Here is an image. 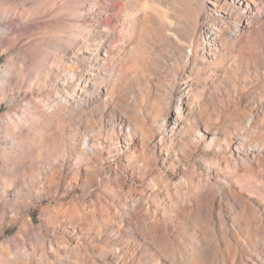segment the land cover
Returning <instances> with one entry per match:
<instances>
[{
    "label": "rangeland",
    "instance_id": "rangeland-1",
    "mask_svg": "<svg viewBox=\"0 0 264 264\" xmlns=\"http://www.w3.org/2000/svg\"><path fill=\"white\" fill-rule=\"evenodd\" d=\"M209 1L0 0V264H264V32Z\"/></svg>",
    "mask_w": 264,
    "mask_h": 264
},
{
    "label": "bare ground",
    "instance_id": "bare-ground-1",
    "mask_svg": "<svg viewBox=\"0 0 264 264\" xmlns=\"http://www.w3.org/2000/svg\"><path fill=\"white\" fill-rule=\"evenodd\" d=\"M209 4L212 20L206 25L204 34L212 44L210 46L221 43L225 38H230L235 41L236 45L238 44L237 46L243 42L246 45H253L256 50L258 49L253 38L261 29L264 32V22H261L263 16L260 12L264 11V0H211ZM257 58L264 65V47L263 52ZM262 223L264 224V220ZM259 240L264 244L261 234ZM205 241L206 239H202L195 243L191 253L186 256L185 264H193L196 255L201 257L204 263L212 264V258L217 249ZM247 247L252 253L253 247L249 244ZM256 259L262 260L260 256H257Z\"/></svg>",
    "mask_w": 264,
    "mask_h": 264
}]
</instances>
